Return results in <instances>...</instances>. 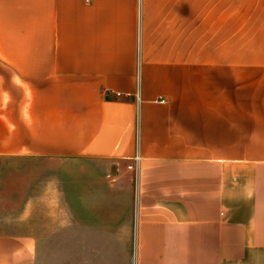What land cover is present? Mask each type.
I'll return each instance as SVG.
<instances>
[{
	"label": "crops",
	"instance_id": "obj_1",
	"mask_svg": "<svg viewBox=\"0 0 264 264\" xmlns=\"http://www.w3.org/2000/svg\"><path fill=\"white\" fill-rule=\"evenodd\" d=\"M0 182V264H264V0H0Z\"/></svg>",
	"mask_w": 264,
	"mask_h": 264
},
{
	"label": "built area",
	"instance_id": "obj_2",
	"mask_svg": "<svg viewBox=\"0 0 264 264\" xmlns=\"http://www.w3.org/2000/svg\"><path fill=\"white\" fill-rule=\"evenodd\" d=\"M139 159H140V157H139V154L137 153V154L134 156V161H135V162H138ZM133 166H134V164H130L128 167H129V168H133Z\"/></svg>",
	"mask_w": 264,
	"mask_h": 264
},
{
	"label": "rangeland",
	"instance_id": "obj_3",
	"mask_svg": "<svg viewBox=\"0 0 264 264\" xmlns=\"http://www.w3.org/2000/svg\"><path fill=\"white\" fill-rule=\"evenodd\" d=\"M5 184V183H4ZM2 182H0V185L2 186V185H4Z\"/></svg>",
	"mask_w": 264,
	"mask_h": 264
}]
</instances>
